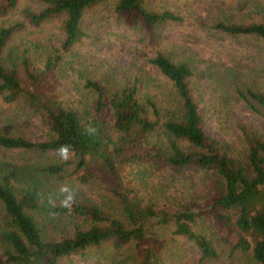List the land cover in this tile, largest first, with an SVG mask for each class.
I'll return each instance as SVG.
<instances>
[{"label": "trees", "instance_id": "1", "mask_svg": "<svg viewBox=\"0 0 264 264\" xmlns=\"http://www.w3.org/2000/svg\"><path fill=\"white\" fill-rule=\"evenodd\" d=\"M39 1L41 8H25L24 15L38 24L61 14L59 49L65 51L83 35L84 11L100 0ZM15 3L0 0V13ZM114 9L124 23L139 24L150 36L162 21L177 19L168 10L148 9L142 0H116ZM16 25L0 27V97L6 102L25 100L38 113L47 137L31 140L0 133V147L58 152L67 146L70 160L34 166L23 181L0 169V264H61L62 256L83 254L86 247L108 238L114 247L129 241L143 246L133 264H162L157 230L163 225L184 235L199 250V260L224 250L229 259L224 264H264V138L243 124L238 146L209 135L187 85L192 70L186 61H173L161 52L150 57L167 83L165 97L142 92L135 82L112 89L87 78L83 86L91 91V104L85 107L74 99L63 103L47 90L61 59L59 50L46 54L42 68L22 58L27 85L15 65L2 62L1 50ZM212 27L256 38L264 47L260 20L216 21ZM260 67L264 69V61ZM239 72L226 68L236 96L254 111L264 108V88L247 86ZM69 163L81 170L82 181L91 183L96 176L89 166L98 164L100 184L117 210L107 211L90 197L76 200L70 213L87 226L74 221L71 235L48 239L33 213L45 195V176L68 170ZM204 214L213 220L209 236L192 226Z\"/></svg>", "mask_w": 264, "mask_h": 264}, {"label": "rangeland", "instance_id": "2", "mask_svg": "<svg viewBox=\"0 0 264 264\" xmlns=\"http://www.w3.org/2000/svg\"><path fill=\"white\" fill-rule=\"evenodd\" d=\"M115 1L100 0L86 9L80 18L83 35L63 51L59 49L63 36L62 15H53L34 24L24 15V9L38 10L42 3L16 0L14 6L0 13V27L17 24L1 50L2 62L7 66L15 65L26 84L22 58L42 68L46 54L59 50L61 59L57 62L54 79L47 86L48 93L63 103L74 99L87 107L92 99L91 91L83 86L87 78L112 89L135 82L142 92L165 97V78L150 62L154 53L161 52L173 61H186L191 67L187 85L209 135L221 144L238 146L239 124H243L264 138V108L258 106L254 111L237 97L226 75L227 67H235L247 86L264 88V69L260 67L264 61V47L256 38L230 35L212 27L216 21L260 20L264 23V0H142L150 10H168L177 16V19H166L156 25L152 36L139 24L128 26L124 23L115 12ZM0 133L17 134L31 140L47 137L38 113L22 98L6 102L0 97ZM65 160L59 152L0 147V169L20 181L34 166ZM67 160H70L69 152ZM69 165L68 170L45 176V195L40 199L39 209L33 213L43 236L48 239L71 235L74 221L87 226L83 218L70 213L71 206H61V200L67 195L61 192L64 186L72 192L73 202L90 197L107 211L115 213L117 210L115 200L100 184L103 172L98 164L89 166L96 176L92 183L82 181L79 178L81 170L74 169L73 163ZM198 185L196 180L194 194ZM212 224L211 216L204 214L192 226L209 236ZM157 235L161 242L162 264H224L229 260L224 250H219L216 257L199 260V250L184 235L173 233L171 225L159 227ZM1 249L0 246V252ZM142 252L143 246L135 241L114 247L112 239L108 238L86 247L83 254L62 256L59 261L61 264H133Z\"/></svg>", "mask_w": 264, "mask_h": 264}, {"label": "clouds", "instance_id": "3", "mask_svg": "<svg viewBox=\"0 0 264 264\" xmlns=\"http://www.w3.org/2000/svg\"><path fill=\"white\" fill-rule=\"evenodd\" d=\"M67 146H61V148L58 150L59 155L63 158V159H67ZM61 192L63 193H67V195L64 197L63 200H61V206L68 208L72 205L73 201H74V197L72 192L69 190V188L67 186H64L61 188ZM51 203V201H50ZM53 207H55V204H53Z\"/></svg>", "mask_w": 264, "mask_h": 264}]
</instances>
